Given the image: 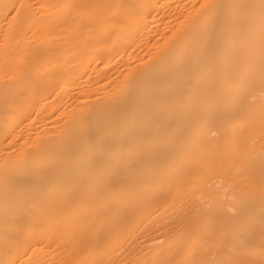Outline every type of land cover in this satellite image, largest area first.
I'll use <instances>...</instances> for the list:
<instances>
[{
	"label": "bare ground",
	"instance_id": "obj_1",
	"mask_svg": "<svg viewBox=\"0 0 264 264\" xmlns=\"http://www.w3.org/2000/svg\"><path fill=\"white\" fill-rule=\"evenodd\" d=\"M0 264H264V0H0Z\"/></svg>",
	"mask_w": 264,
	"mask_h": 264
}]
</instances>
